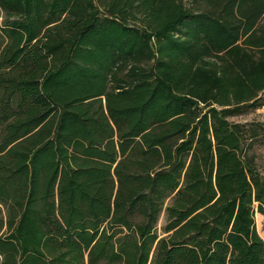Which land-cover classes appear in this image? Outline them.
<instances>
[{
  "label": "trees",
  "instance_id": "obj_1",
  "mask_svg": "<svg viewBox=\"0 0 264 264\" xmlns=\"http://www.w3.org/2000/svg\"><path fill=\"white\" fill-rule=\"evenodd\" d=\"M97 2L0 0V264H264V0Z\"/></svg>",
  "mask_w": 264,
  "mask_h": 264
},
{
  "label": "rangeland",
  "instance_id": "obj_2",
  "mask_svg": "<svg viewBox=\"0 0 264 264\" xmlns=\"http://www.w3.org/2000/svg\"><path fill=\"white\" fill-rule=\"evenodd\" d=\"M95 3H98L95 0ZM2 17H0V22ZM264 23V17L261 20ZM260 106L257 108L244 106L238 114L228 117V121L231 123H238L244 126V129L248 131V135L254 134L255 138L250 142L249 153L255 155V163L258 169L264 174V92L260 93ZM248 140L246 144H248ZM258 213H255V215ZM260 215V214H259ZM164 224V215L160 216L158 224L156 226V233L158 238L164 237L162 233V226ZM256 229L260 237L264 240V215H257L255 217Z\"/></svg>",
  "mask_w": 264,
  "mask_h": 264
}]
</instances>
